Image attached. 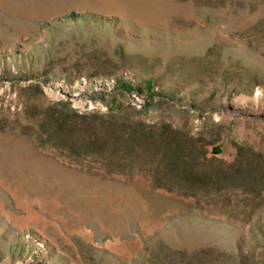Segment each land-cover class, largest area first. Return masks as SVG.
I'll list each match as a JSON object with an SVG mask.
<instances>
[{
    "label": "rangeland",
    "instance_id": "374dc122",
    "mask_svg": "<svg viewBox=\"0 0 264 264\" xmlns=\"http://www.w3.org/2000/svg\"><path fill=\"white\" fill-rule=\"evenodd\" d=\"M0 264H264V0H0Z\"/></svg>",
    "mask_w": 264,
    "mask_h": 264
}]
</instances>
